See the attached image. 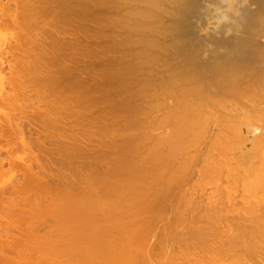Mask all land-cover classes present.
I'll list each match as a JSON object with an SVG mask.
<instances>
[{
    "label": "bare ground",
    "instance_id": "obj_1",
    "mask_svg": "<svg viewBox=\"0 0 264 264\" xmlns=\"http://www.w3.org/2000/svg\"><path fill=\"white\" fill-rule=\"evenodd\" d=\"M177 261L264 264V0H0V264Z\"/></svg>",
    "mask_w": 264,
    "mask_h": 264
},
{
    "label": "rangeland",
    "instance_id": "obj_2",
    "mask_svg": "<svg viewBox=\"0 0 264 264\" xmlns=\"http://www.w3.org/2000/svg\"><path fill=\"white\" fill-rule=\"evenodd\" d=\"M47 147L50 148V149L53 151L54 146H52V144H51V146H49V144H48ZM51 147H52V148H51ZM55 147H56V146H55ZM54 150H55V149H54ZM52 151H51V152L49 151V153H54V155L56 156L55 151H53V152H52ZM49 153H48V154H49ZM48 154H46V155H48ZM64 154H65V152H64ZM63 156H64V155H63ZM66 156L68 157V155H66ZM66 156L64 157V159H65V158L67 159ZM49 157H50V160H51V161H52V160H53V161H56V160H54V159H55L56 157H58V156H56V157L54 158L53 155H51V156L49 155ZM53 158H54V159H53ZM68 158H69V157H68ZM66 159H65V161H66ZM69 160H70V159H69ZM71 160H72V159H71ZM52 163H54V162H52ZM67 163H69L68 160H67ZM71 163H72V161H71ZM71 163H69V164H71ZM53 165L55 166V163H54ZM53 165H52V167H53ZM192 212H193V213H192ZM191 213H192V214H195L196 211L192 210V211H190L188 214L190 215ZM192 214H191V215H192ZM189 215H188V217H190L189 220L193 219V221H192V220H191V221H187V220H188V218H187V220H186L184 223H182L181 226H180V225L177 226L178 228L175 227V228H177V229H176L175 232H174V230H173V232H174V234H175L176 236H177L176 233H180L179 235H180L181 237L185 235L184 239H185V238L188 239V240L185 239V242H186L185 245H186V244H189V245H190V248L188 247L189 249H187V246H188V245H186V247H185L186 250H185L184 245L182 244L184 240H183V241H180L179 239H180L181 237L178 236V237H180V238L177 237L178 240L180 241V242H178V243L181 244V245L178 246L177 249H178V248H181L182 245H183L184 251H185V252L188 251V252H186V253H189V250H190V251H193V252H195V251L197 250V251H198V252L196 251L197 255H195V254H192V255H195V257L199 255L200 257H199V256H198V257H199L200 259H201V258H205L204 260L207 261L208 256H211L212 252H209L208 249L206 248V246L204 247L203 244H202V245H203V246H202V245L200 244V243H201V239L199 240L197 237L194 238V237H193V234H192L191 231H193V230H192L193 227L199 225V224L196 225L195 222H197V223L200 222V223H201L200 226H198V227H201V226L203 227L204 224H206V226L209 227V225H211V221H210V224L208 225V223H206V222H209V220L206 221V220L203 218L206 222H205V221L202 222L203 219H202L201 217L198 218V217H197V214H196V215H192V216H191V215L189 216ZM193 216H194V218H193ZM191 217H192V218H191ZM195 217H197V218H195ZM194 220H195V221H194ZM197 220H198V221H197ZM199 220H201V221H199ZM187 222H188V223L191 222V223L187 224ZM192 222H193V223H192ZM184 224H185V225H184ZM193 224H195V225L193 226ZM202 224H203V225H202ZM182 225H183V226H182ZM190 225H192L193 227L190 226ZM204 227H205V225H204ZM190 228H191V229H190ZM196 228H197V227H196ZM232 228L235 230L234 227H232ZM193 229H195V228H193ZM183 230H184V231H183ZM180 231H182V232H180ZM173 232H172V233H173ZM172 233H170V235H171ZM190 233H191V235H190ZM233 233H235V231H234ZM172 235H173V234H172ZM175 235L170 236V237H169V235H167V237H169V239L172 237L171 239H173V237H176ZM189 235H190V236H189ZM188 236H189V237H188ZM167 237H166V238H167ZM192 237H193L194 240H192ZM182 238H183V237H182ZM205 238H208V240H211V238H209V237H205ZM171 239H170V240H171ZM189 239H191V240H189ZM196 239H197L198 241H196ZM223 239H224V240H223ZM223 239H222L223 242H222V241H220V242L223 244V246H224V245L226 246V247H224V248H227L228 245H229V244H228V240H226L225 237H223ZM167 240H168V238H167ZM170 240H168V241L170 242ZM173 240L175 241V238H174ZM173 240H171V241L173 242ZM178 240H176V241L174 242V243H175V245H174L175 247L173 246L172 248H174V249L176 248V246H177L176 244H178V243H177ZM188 241H190V243H192L191 241H195V244H197V243H199V244L196 245L197 247L194 245V246H193L194 249L191 250L192 245H191ZM169 242H166V243H169ZM172 242H171V243H172ZM181 242H182V243H181ZM187 242H188V243H187ZM225 242H227V243H225ZM171 243H169L170 247H171ZM210 243H211V242H210ZM172 245H173V244H172ZM198 245H201L202 247H201V246L198 247ZM231 246H233V247H234V246H235V247H237V246L240 247L239 243H238V245H236V244H234V242L232 243ZM231 246H230V247H231ZM167 247H168V246H167ZM241 247H242V246H241ZM183 248H182V249H183ZM195 248H197V249H195ZM200 248H201V252H203V253L205 252L206 255H207V254H208V255L205 256V257H202V255L204 256L205 254H203V253L200 254ZM224 248H223V250H224ZM168 249H169V247H168ZM170 249H171V248H170ZM177 249H175V252H173V253H175V256H176V254H177ZM178 250H179V249H178ZM194 250H195V251H194ZM211 250H212V249H211ZM221 250H222V249H221ZM223 250H222V251H223ZM225 250H226V249H225ZM234 250H235V248H234ZM240 250H243V249H239V248H238V250H235V251L238 253V251H240ZM179 251H180V250H179ZM179 251H178V252H179ZM182 251H183V250H182ZM191 253H192V252H191ZM191 253H190V254H191ZM222 253H224V254H221V256H225V257H227V256L230 254V253L228 254V253L226 252L227 255H225V251L222 252ZM240 253H242V251H241ZM178 255H180V252H179ZM178 255H177V256H178ZM235 255H237V254H235ZM238 255H239V254H238ZM177 256H176V257H177ZM178 257H179V259H178ZM178 257H177L178 260H180V259L183 260V259H182L183 257H181V258H180V256H178ZM198 257H196V258L198 259ZM206 257H207V259H206ZM228 257H229V256H228ZM228 257H227V259H228ZM230 257H232V256H230ZM186 259H188V258L185 257V261H186ZM231 259H232V258H230V259H228V260H231ZM188 260H189V259H188ZM201 260L204 261L203 259H201ZM206 261H204V262H206ZM177 262H178V261H177ZM180 263H182V262L180 261ZM180 263L178 262V264H180ZM183 263H184V260H183ZM183 263H182V264H183ZM187 263H188V261H187ZM187 263H185V264H187Z\"/></svg>",
    "mask_w": 264,
    "mask_h": 264
},
{
    "label": "clouds",
    "instance_id": "obj_3",
    "mask_svg": "<svg viewBox=\"0 0 264 264\" xmlns=\"http://www.w3.org/2000/svg\"><path fill=\"white\" fill-rule=\"evenodd\" d=\"M255 131H256V132H259V131H260V129H256Z\"/></svg>",
    "mask_w": 264,
    "mask_h": 264
}]
</instances>
